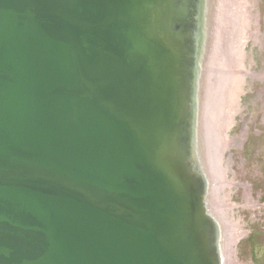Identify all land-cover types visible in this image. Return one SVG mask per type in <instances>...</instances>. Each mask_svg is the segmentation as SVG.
Masks as SVG:
<instances>
[{"label": "water", "instance_id": "water-1", "mask_svg": "<svg viewBox=\"0 0 264 264\" xmlns=\"http://www.w3.org/2000/svg\"><path fill=\"white\" fill-rule=\"evenodd\" d=\"M206 4L0 0V264H221Z\"/></svg>", "mask_w": 264, "mask_h": 264}, {"label": "rangeland", "instance_id": "rangeland-1", "mask_svg": "<svg viewBox=\"0 0 264 264\" xmlns=\"http://www.w3.org/2000/svg\"><path fill=\"white\" fill-rule=\"evenodd\" d=\"M242 5L248 28L239 44L241 67L232 69L231 77L239 79V86L229 105L223 102L214 107L213 138L218 137L219 124H226L222 125L223 142L215 153L214 165L223 182L218 189V205L230 235L225 264H264V0H242ZM211 63L208 106L213 78L216 80L219 73L222 79L228 73L220 71L213 59ZM210 178L208 184L213 190L215 178ZM217 219L220 221L218 215Z\"/></svg>", "mask_w": 264, "mask_h": 264}, {"label": "bare ground", "instance_id": "bare-ground-1", "mask_svg": "<svg viewBox=\"0 0 264 264\" xmlns=\"http://www.w3.org/2000/svg\"><path fill=\"white\" fill-rule=\"evenodd\" d=\"M205 1H207V10L204 21L205 28L204 31L202 30L201 33L203 34H201L200 37V42L202 43L204 41V44L202 46V49H204V51L200 61L203 70L200 68L201 70L199 71L197 88V112L199 118L197 120V132L194 142L196 154L198 155V158L201 162L202 171L205 178L208 180V182L211 181L210 177L212 175L213 178H215V186L213 190L209 188L206 196V201L207 208L210 214L221 225V264H225V257L228 251L227 242L230 235H227L229 231V228L227 226L228 224L225 225L220 209V204L218 205V189L221 186V183L223 184V182L216 172V165H214L215 153H218V150L220 151L223 142V123L219 124L221 130L218 133V137L213 138L211 121L214 107L216 105H223V102L229 105L230 99L234 98L235 93H237L239 79L237 77H235V79L233 80L231 79L233 75L232 69L235 68V70H239L241 67L239 44L248 27H245V21H247V19L243 15L244 8L242 5V0ZM212 59L214 60L215 66L218 65L220 71L223 72L224 69V72L227 70L228 73L222 79H220L219 73L217 72L216 73L218 75L216 77V80L214 78L213 80L210 78L212 80V83L210 85L213 86L214 89L211 87L212 91L210 92V97L212 95V99H210V106H208L210 90L208 87V70L210 69V67H213V63H211ZM214 99L216 100V102H214ZM207 106L210 112H208ZM218 138L219 141L217 143ZM214 146L216 150L215 152ZM209 157L212 160H209ZM210 165L212 168H210ZM219 170L222 171L220 167ZM217 215L220 218L221 222L217 219Z\"/></svg>", "mask_w": 264, "mask_h": 264}]
</instances>
